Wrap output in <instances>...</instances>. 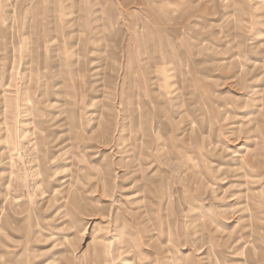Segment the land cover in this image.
I'll list each match as a JSON object with an SVG mask.
<instances>
[{"label":"rangeland","instance_id":"374dc122","mask_svg":"<svg viewBox=\"0 0 264 264\" xmlns=\"http://www.w3.org/2000/svg\"><path fill=\"white\" fill-rule=\"evenodd\" d=\"M206 261L264 264V0H0V264Z\"/></svg>","mask_w":264,"mask_h":264},{"label":"crops","instance_id":"0c3cea01","mask_svg":"<svg viewBox=\"0 0 264 264\" xmlns=\"http://www.w3.org/2000/svg\"><path fill=\"white\" fill-rule=\"evenodd\" d=\"M148 124H149V123H148ZM150 126H151V127L153 126L152 122H150ZM151 129H152V128H151ZM151 141H152V140H150V141L148 140V144H150ZM153 142H154V140H153ZM138 146H139V145H138ZM138 146H137V147H138ZM143 154H144V153H143ZM143 156H144V155H143ZM147 156H148V157H151L150 155H147Z\"/></svg>","mask_w":264,"mask_h":264},{"label":"bare ground","instance_id":"6f19581e","mask_svg":"<svg viewBox=\"0 0 264 264\" xmlns=\"http://www.w3.org/2000/svg\"><path fill=\"white\" fill-rule=\"evenodd\" d=\"M203 258H204V260H207V258H206V257H203ZM206 264H209V263H208V261H206Z\"/></svg>","mask_w":264,"mask_h":264}]
</instances>
